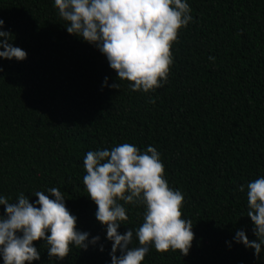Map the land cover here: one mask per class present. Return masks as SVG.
<instances>
[{"label":"trees","instance_id":"1","mask_svg":"<svg viewBox=\"0 0 264 264\" xmlns=\"http://www.w3.org/2000/svg\"><path fill=\"white\" fill-rule=\"evenodd\" d=\"M187 3L192 20L171 45L167 80L143 92L67 33L53 0H0L3 28L27 54L0 59V194L14 202L23 192L32 202L36 191L56 187L75 227L100 237L86 250L70 245L59 261L34 241L40 260L31 264H109L111 242L83 185V157L121 143L157 149L168 186L184 196L182 218L193 225L187 255L149 245L141 264H264V247L256 257L232 240L237 229L256 239L247 189L238 187L264 176V0ZM104 77L119 87H101ZM123 206L121 234L135 231L144 212Z\"/></svg>","mask_w":264,"mask_h":264},{"label":"clouds","instance_id":"2","mask_svg":"<svg viewBox=\"0 0 264 264\" xmlns=\"http://www.w3.org/2000/svg\"><path fill=\"white\" fill-rule=\"evenodd\" d=\"M58 15L67 22V33L94 46L106 59L116 78L131 82L133 90L148 92L161 87L173 63L170 48L178 29L192 20L187 0H53ZM0 19V59L22 61L26 51L11 43L12 34ZM214 59L209 57V60ZM101 87L118 88V83ZM83 185L96 205L94 217L110 241L109 264H141L149 245L157 252L179 250L187 255L194 238L191 219L182 218L184 196L164 179L160 153L151 145L145 150L121 143L89 150L83 157ZM246 191L247 214L256 239L249 240L237 229L233 242L251 248L259 257L264 247V176L238 190ZM36 199L20 192L14 202L0 194V261L2 264H31L40 260L33 242L47 245L48 259L63 260L69 246L86 250L99 236L75 227L76 216L65 205L56 187L34 193ZM123 204L143 205V222L133 231L118 232L128 220ZM136 240L137 246L133 245ZM228 244V242H225ZM230 246V245H229ZM103 251V245L98 246ZM119 253V254H117Z\"/></svg>","mask_w":264,"mask_h":264}]
</instances>
